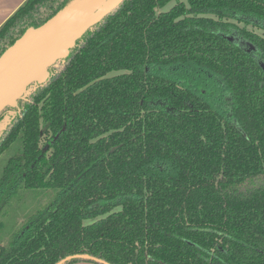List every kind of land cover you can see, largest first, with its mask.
<instances>
[{"label":"trees","instance_id":"obj_1","mask_svg":"<svg viewBox=\"0 0 264 264\" xmlns=\"http://www.w3.org/2000/svg\"><path fill=\"white\" fill-rule=\"evenodd\" d=\"M71 1L26 0L0 56ZM229 20L264 31V0H124L29 88L0 206L50 200L0 264H264V37Z\"/></svg>","mask_w":264,"mask_h":264},{"label":"water","instance_id":"obj_2","mask_svg":"<svg viewBox=\"0 0 264 264\" xmlns=\"http://www.w3.org/2000/svg\"><path fill=\"white\" fill-rule=\"evenodd\" d=\"M124 0H72L44 25L28 28L0 56V138L19 112L18 101L32 85H42L49 69L65 60L78 40ZM81 259L108 264L88 255L68 256L57 264Z\"/></svg>","mask_w":264,"mask_h":264},{"label":"rangeland","instance_id":"obj_3","mask_svg":"<svg viewBox=\"0 0 264 264\" xmlns=\"http://www.w3.org/2000/svg\"><path fill=\"white\" fill-rule=\"evenodd\" d=\"M175 2H170L166 5L161 11H167L170 7L174 6ZM215 20L216 17H213ZM230 23L235 24L239 28H245L250 32L256 33L259 36L264 37V31L253 26H247L242 23H238L234 20H229ZM115 75V74H114ZM5 162V155L0 156V173L2 165ZM25 195L23 196L24 199L18 202V199L15 197H9L8 200L0 206V224L4 223V228L0 229V240L5 242L9 233L16 229L24 222V216L29 214L31 211L35 209H39L44 207L48 201L50 200V192H23ZM11 198V199H10ZM86 262H78L73 264H81ZM92 264V263H90Z\"/></svg>","mask_w":264,"mask_h":264},{"label":"crops","instance_id":"obj_4","mask_svg":"<svg viewBox=\"0 0 264 264\" xmlns=\"http://www.w3.org/2000/svg\"><path fill=\"white\" fill-rule=\"evenodd\" d=\"M25 1L26 0H0V27ZM84 264H90V262Z\"/></svg>","mask_w":264,"mask_h":264}]
</instances>
